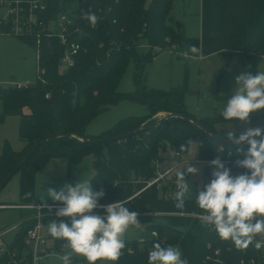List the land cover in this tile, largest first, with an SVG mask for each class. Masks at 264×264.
Listing matches in <instances>:
<instances>
[{
    "label": "trees",
    "instance_id": "obj_1",
    "mask_svg": "<svg viewBox=\"0 0 264 264\" xmlns=\"http://www.w3.org/2000/svg\"><path fill=\"white\" fill-rule=\"evenodd\" d=\"M174 2L48 0V10L42 16L46 21L74 7L91 8L99 19L95 29L85 27V34L75 36L84 50L74 56V64L65 72H59L64 46L57 39H43L39 63L45 70L44 82L37 79L34 85L21 89L0 87V123L8 116H19V135L25 143L21 151H13L8 144L0 148V183L35 149L17 170L22 172L21 193L25 201L16 205L34 204L26 193L32 191L35 172L53 157L77 165L85 156L94 155L91 186L94 191L105 192L99 200L105 205L128 200L143 189L156 176V162L165 161L162 152L170 149L181 158L186 152H181L180 146L189 140L198 144L199 161L206 163L202 190L212 178L214 169L210 161L217 156L223 163L228 161L225 166L236 175L248 172L236 165L237 160L245 158L237 149L242 148L246 153L247 143L235 145L229 141L227 131L215 127L220 119H197L191 114L184 101L185 86L167 91L147 89L136 80L134 93L117 92L131 58L144 63L167 46L184 52L189 45H196L204 57L216 54L227 60L235 56L241 65L249 68L256 58L264 56V0H202L198 39L187 38L179 28L173 29L174 23L181 27L171 15ZM19 39L35 50L34 40ZM140 43L149 48L142 56L137 51ZM250 73L256 74L253 67ZM123 98L147 104L149 113L120 120L97 137L88 136L87 124ZM25 109L30 113L25 114ZM158 113L166 115L155 119ZM235 133L238 137L243 132ZM176 172L162 190L150 187L128 201L126 206L130 211L158 214L138 219L157 218L161 223L147 224L139 239L124 238L126 247L115 264H148V253L157 242L163 247L179 245L189 264H208L205 258L216 250L231 264L241 261L249 264L251 260L254 264H264V246L257 248L253 243L247 249H237L230 240H222L214 230L203 226L200 218L190 216L201 215L203 211L194 198L187 199L183 209L175 207ZM168 192L173 195L165 200ZM21 211L22 218L29 214ZM181 213L184 216L178 215ZM31 225L32 222L24 224L23 229ZM258 239L262 241L263 237L258 234ZM22 240L23 235H18L16 244H22Z\"/></svg>",
    "mask_w": 264,
    "mask_h": 264
},
{
    "label": "rangeland",
    "instance_id": "obj_2",
    "mask_svg": "<svg viewBox=\"0 0 264 264\" xmlns=\"http://www.w3.org/2000/svg\"><path fill=\"white\" fill-rule=\"evenodd\" d=\"M201 9L202 0H175L172 16L179 21L172 24L174 30L182 31L183 35L190 39H198L201 36ZM171 25V24H170ZM167 46L144 63H137L131 58L127 63L122 78L118 84L117 92L121 94L134 93L136 91V80L147 89L170 90L175 87L185 86L184 101L188 111L197 119L214 118L220 119L216 123L218 130L244 132L248 127L264 126V109L250 114V123L242 124L239 120L226 121L219 114L227 103L236 87V77L242 73H250V68L255 71H264V56L256 58L251 67L243 66L235 56L225 60L216 54L206 56L203 60H186L182 55V49ZM140 56L147 54L149 48L140 43L137 49ZM37 56L34 50L25 42L14 36H0V86L7 87L10 83H20L24 85H34L37 80ZM66 71V67L59 66V72ZM29 114L28 109L24 110ZM149 113V107L145 103L123 98L110 105L105 111L92 119L86 126V134L90 137H97L103 132L111 129L120 120L129 117H142ZM165 113H158L154 118L165 117ZM233 123V124H232ZM20 117L8 116L0 123V148L6 144L13 151H21L25 143L19 135ZM192 153H182L181 158H175L174 151L167 149L162 152L165 161L161 164L160 170H166L176 166L177 162L183 161L177 171L182 170L191 161L192 165L198 168L196 175H189V180L193 185L192 198L198 194L203 187V174L206 166L205 162L199 161L198 144L192 142L190 145ZM197 151V152H196ZM94 155L85 156L77 165H70L64 158H50L44 166L38 169L33 177V187L30 196L34 203H40L39 197L47 195V189L60 188L65 184H75L81 179L90 180L95 170L93 162ZM186 171V168L183 169ZM236 176L234 171H231ZM22 172L15 173L7 184L0 191V204L13 205L25 201L21 193ZM189 197L188 199H192ZM30 200V199H28ZM48 204H56L45 197ZM58 203V202H57ZM21 210L15 208L0 209V232L10 229L13 225L19 224L23 218L20 216ZM142 228H129L125 233L126 239H139L147 224H159L161 220L154 218L152 221L139 219ZM20 230L12 231L2 237L0 244V261L3 259L5 251L11 245ZM44 234H49L44 230ZM263 237L264 233L260 234ZM178 246L179 245H173ZM182 251V249H181ZM264 251V250H263ZM183 258V253H182ZM87 264V262L83 263ZM96 264H113L110 261H97Z\"/></svg>",
    "mask_w": 264,
    "mask_h": 264
},
{
    "label": "clouds",
    "instance_id": "obj_3",
    "mask_svg": "<svg viewBox=\"0 0 264 264\" xmlns=\"http://www.w3.org/2000/svg\"><path fill=\"white\" fill-rule=\"evenodd\" d=\"M83 18L92 26L99 19L95 13H85ZM182 55L186 60L205 58L196 45H189ZM262 109L264 71H257L255 75L242 73L236 77V87L219 114L226 121L239 120L242 124H247L250 123V114ZM226 137L235 145L247 143L249 146L246 153L242 148L237 149L245 158L236 161L238 167L247 169L248 172L233 176L231 169L225 166L219 156L210 161L214 169L212 178L194 198L196 205L203 210L200 221L203 226L214 230L222 240H230L237 249H247L254 241H257L255 246L259 248L261 241L258 240V234L264 233V129L248 127L237 137L232 128ZM191 144L192 141L189 140L186 144H181L179 150L191 154ZM195 155L185 167L186 173L183 171L185 168L176 172L177 191L173 199L177 209H183L186 200L192 198L193 185L186 180V175H196L199 172L191 163ZM46 191V196L39 197L40 207H49L45 200L47 197L52 202L63 205L57 208V217L71 219V226L63 220H52L47 228L51 237L65 241L66 247L71 249L70 253L62 257L63 264H72L73 253L82 256L87 264H96L97 261L115 264L126 247L125 233L129 228L141 229L143 226L138 219V212L130 211L126 200H117L103 206V216L95 214L94 210L101 207L99 200L104 197L105 192L94 191L91 180L80 178L74 185L68 183ZM31 195L26 193V197ZM148 264L189 262L182 258V251L178 246L163 247L157 242L148 253Z\"/></svg>",
    "mask_w": 264,
    "mask_h": 264
},
{
    "label": "built area",
    "instance_id": "obj_4",
    "mask_svg": "<svg viewBox=\"0 0 264 264\" xmlns=\"http://www.w3.org/2000/svg\"><path fill=\"white\" fill-rule=\"evenodd\" d=\"M47 10L48 0H0V36H14L16 38L32 39L35 41L36 48L34 52L38 60L37 79L42 82H44L43 75L45 74V70L39 63L42 40L57 39L60 44L64 46V53L60 58V66L62 65L67 69L74 64V56L84 50L82 44L75 36L85 34V27H89L90 29H95L97 27V25L92 26L89 21L83 18L85 13H92L91 8L86 10L84 8L78 9L74 7L46 21L42 16ZM10 86L18 89L29 87V85L20 83H10L7 87ZM46 97H49V95H46ZM174 154L175 158H180L178 153ZM183 163V161L179 160L176 166L161 171V164L156 162L155 178L147 181L143 189L136 192L126 201L138 196L141 192L150 187H156V189L162 190V188L168 184L171 176L177 171V168ZM224 163H228V161ZM176 191L177 187L175 188V192ZM173 194L169 192L166 193L164 199H170ZM48 205L49 207L47 208H41L40 203L19 206H0V209L15 208L25 210L29 213L19 224L13 225L10 229L0 232V244L2 243V237L12 231L20 230L19 235H23L22 244H16L18 241V236H16L13 243L7 247L1 264H63L62 257L66 253H70L71 249L66 247L65 241L53 238L49 234L45 235L44 230H47L52 220L58 222L63 220L71 226V219L68 217L56 216V210L58 207H62V204ZM99 205L101 207L95 209L94 212L95 214L103 216V206H105V204L99 203ZM146 215L156 216L158 214L138 213V217ZM178 215L184 216L183 213ZM190 216L200 218V215L191 214ZM29 222H32V225L23 229L24 224ZM152 234L155 235V232ZM256 242L257 241L253 242L254 245ZM261 246H264V242L262 241ZM71 259L72 264H83L86 262L82 256L74 253ZM205 261L208 264H231L221 258L219 250H216L213 255L207 256ZM239 264L245 263L241 261ZM249 264H254V260H251Z\"/></svg>",
    "mask_w": 264,
    "mask_h": 264
},
{
    "label": "water",
    "instance_id": "obj_5",
    "mask_svg": "<svg viewBox=\"0 0 264 264\" xmlns=\"http://www.w3.org/2000/svg\"><path fill=\"white\" fill-rule=\"evenodd\" d=\"M37 148V147H36ZM35 150V149H34ZM32 150L28 155H26L2 180L0 183V191L7 184V182L12 178V176L17 172V170L29 159V157L34 153ZM12 264V263H10Z\"/></svg>",
    "mask_w": 264,
    "mask_h": 264
},
{
    "label": "crops",
    "instance_id": "obj_6",
    "mask_svg": "<svg viewBox=\"0 0 264 264\" xmlns=\"http://www.w3.org/2000/svg\"><path fill=\"white\" fill-rule=\"evenodd\" d=\"M164 114V113H163ZM56 204H59V203H56ZM16 206V204H13ZM13 205H4V204H0V206H13ZM19 206V205H18ZM21 216V215H20Z\"/></svg>",
    "mask_w": 264,
    "mask_h": 264
}]
</instances>
